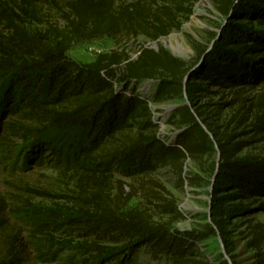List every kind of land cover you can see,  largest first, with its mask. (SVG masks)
Listing matches in <instances>:
<instances>
[{
  "label": "trees",
  "instance_id": "16d2710c",
  "mask_svg": "<svg viewBox=\"0 0 264 264\" xmlns=\"http://www.w3.org/2000/svg\"><path fill=\"white\" fill-rule=\"evenodd\" d=\"M198 1L170 0L153 8L144 0L121 7L113 0H65L67 27L52 36L31 25L39 20V6L56 0H0V161L15 153L22 165L19 174L4 181L10 192L0 195V264H24L17 248L21 230L33 239L44 237L36 239L42 242L57 241L54 234L61 232L58 244L82 253V264H103L108 258L129 264L142 247L170 264H206L198 255L199 242L215 235V229L206 224L202 231L182 232L139 208L128 209L124 179L180 166L197 153L212 156L218 146L188 105L173 116L180 128L176 139L155 133L151 97L138 88L158 81L154 101L161 102L184 96L186 74L229 89L264 85V29L239 24L249 19L264 28V0L218 1L229 18L217 47L227 44L234 50L219 61L209 53L200 71L164 49H146L130 62L121 53L100 54L83 64L68 56L78 41L119 39L138 31L154 40L167 36L181 28L180 19L189 18ZM249 102L254 113L249 124L264 134V91ZM219 148L217 182L241 196L264 197V157L237 156L240 143ZM47 151L65 155L62 170L73 182L68 193L25 182V170L39 169ZM10 215L28 229L12 223ZM117 244L122 246L106 247ZM260 257L264 264V254Z\"/></svg>",
  "mask_w": 264,
  "mask_h": 264
},
{
  "label": "rangeland",
  "instance_id": "374dc122",
  "mask_svg": "<svg viewBox=\"0 0 264 264\" xmlns=\"http://www.w3.org/2000/svg\"><path fill=\"white\" fill-rule=\"evenodd\" d=\"M38 8L39 20L31 25L36 31L56 36V31H64L67 21L64 17V1L56 0ZM115 7L135 3L138 0H113ZM153 8L170 5V0H144ZM219 0H199L193 7L189 18H181L180 29H172L167 36L152 39L141 31L137 34L113 39L109 37L92 41L74 43L68 56L83 64L94 61L100 54H127L126 62L136 61L146 49L160 51L164 49L174 58L185 62L186 67L200 71L205 66L209 53L211 58L219 61L226 52L234 50L233 46L217 47L227 26L225 16L218 3ZM236 3L244 0H229ZM172 4V3H171ZM163 16V15H162ZM246 29L263 30L255 20H240ZM229 25V24H228ZM228 27V26H227ZM213 47L206 55L204 49ZM219 43V42H218ZM196 64V65H195ZM187 77L189 79L186 81ZM158 81H145L139 85L140 92L151 97L150 108L153 131L160 136L176 139L179 126L174 122L178 106L188 105L199 122L208 130L212 140L218 146L213 155L197 153L195 157L182 160L180 166L166 165L158 168L148 176L136 180L125 178L124 196L129 197L127 208H139L153 221L164 223L170 228L186 232L202 231L209 224L216 234L199 242L198 255L206 264H259L260 254H264V197L238 195L227 184L219 183L215 163L220 161V144L234 147L241 144L237 152L239 157H264V134L252 128L249 122L254 117L249 107V100L256 99L264 91V85L255 88L229 89L210 86L201 80H190L185 75V94L182 97L164 101H154ZM51 133V134H50ZM48 134L52 136L55 131ZM50 151V150H49ZM39 169L25 170V182L39 189L52 190L55 193H68L73 187L69 172H63L66 165L65 155L46 152ZM63 157L60 162V158ZM64 164V165H63ZM18 157L0 161V195L10 192L5 180L19 174ZM22 173V172H20ZM37 199L36 202H39ZM12 223L28 229L23 220L9 216ZM57 241H37L29 232L22 231L17 245L24 264H82L83 254L74 248L61 244L62 233L54 234ZM122 244L106 245L117 249ZM37 250L40 252L38 253ZM115 258V257H114ZM118 259V258H117ZM129 264H170L164 257H154L147 247H142L132 256ZM90 264H96L95 262ZM110 258L103 264H116Z\"/></svg>",
  "mask_w": 264,
  "mask_h": 264
},
{
  "label": "water",
  "instance_id": "95a60500",
  "mask_svg": "<svg viewBox=\"0 0 264 264\" xmlns=\"http://www.w3.org/2000/svg\"><path fill=\"white\" fill-rule=\"evenodd\" d=\"M228 22V21H227ZM215 43H213L212 45H210V47L208 48V50L206 51V53L204 54V55H206L208 52H209V50L213 47V45H214ZM189 79V77H187V79H186V81ZM179 107V106H178ZM204 127V126H203ZM204 129L208 132V130L204 127ZM209 133V132H208Z\"/></svg>",
  "mask_w": 264,
  "mask_h": 264
}]
</instances>
